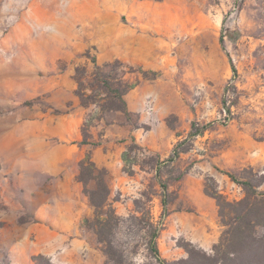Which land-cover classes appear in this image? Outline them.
<instances>
[{
    "label": "rangeland",
    "instance_id": "374dc122",
    "mask_svg": "<svg viewBox=\"0 0 264 264\" xmlns=\"http://www.w3.org/2000/svg\"><path fill=\"white\" fill-rule=\"evenodd\" d=\"M101 81L135 85L128 118L90 120L78 92L118 103ZM82 161L108 189L113 259ZM221 171L264 192V0H0V264H158L150 224L183 264L184 243L226 230L206 191L245 197Z\"/></svg>",
    "mask_w": 264,
    "mask_h": 264
},
{
    "label": "trees",
    "instance_id": "16d2710c",
    "mask_svg": "<svg viewBox=\"0 0 264 264\" xmlns=\"http://www.w3.org/2000/svg\"><path fill=\"white\" fill-rule=\"evenodd\" d=\"M220 43H223L222 38ZM232 71L236 70L231 63ZM144 76V74H143ZM144 78H146L144 76ZM103 83L101 88L112 90L111 85L107 81ZM135 85L124 84L123 87L119 85L116 90H112L118 103L114 102L110 105H99L97 101H87L84 93H79L82 104L89 107L91 104L99 109V113L91 118L99 122L103 119V113L107 112H122L126 118L130 113L127 110L126 103L123 96L134 88ZM90 122L86 121L84 127L88 128ZM206 126L203 127L206 128ZM85 128V129H86ZM203 130L196 129L192 125L190 137L201 134ZM85 132V130H84ZM87 133V132H86ZM86 137V135H84ZM186 149H177L172 151V155L167 159V162H174L178 157L185 152ZM126 160V154L123 156ZM228 176L231 181L240 185L245 193L244 199L238 202H227L217 191H206V194L216 201L219 207L220 217L222 218V225L226 227L218 244L213 246L212 254H207L203 250L197 248L191 243H184L182 248L188 254V258L184 260L183 264H264V192H260L258 188L261 182L253 184L251 181H239L233 174L221 171ZM98 173L95 165L90 161H82L79 165V172L77 180L82 183L84 193L88 196L89 202L94 209V216L90 222L91 227L97 237V240L102 244L104 253L108 259H113L114 247L112 243V236L114 227L116 226V217L112 208L107 203L108 189L104 183H97L94 190H88V183L96 177ZM165 207V200L162 201ZM87 222V221H86ZM149 233L151 240L149 241V250L158 264H167L161 258L159 249L157 247L156 239L159 234V228L153 224L149 225Z\"/></svg>",
    "mask_w": 264,
    "mask_h": 264
},
{
    "label": "crops",
    "instance_id": "0c3cea01",
    "mask_svg": "<svg viewBox=\"0 0 264 264\" xmlns=\"http://www.w3.org/2000/svg\"><path fill=\"white\" fill-rule=\"evenodd\" d=\"M220 231L212 230L203 239H190L189 242L198 246L207 254H212V248L216 245L220 238Z\"/></svg>",
    "mask_w": 264,
    "mask_h": 264
},
{
    "label": "built area",
    "instance_id": "2783aa9c",
    "mask_svg": "<svg viewBox=\"0 0 264 264\" xmlns=\"http://www.w3.org/2000/svg\"><path fill=\"white\" fill-rule=\"evenodd\" d=\"M151 103H152V98H151V96H148L147 97L146 104H147V106H148L149 109H151Z\"/></svg>",
    "mask_w": 264,
    "mask_h": 264
}]
</instances>
